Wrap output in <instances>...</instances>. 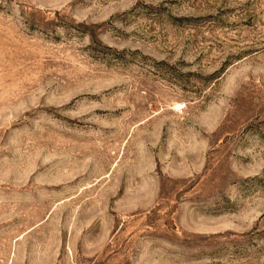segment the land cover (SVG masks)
Segmentation results:
<instances>
[{"label": "rangeland", "instance_id": "1", "mask_svg": "<svg viewBox=\"0 0 264 264\" xmlns=\"http://www.w3.org/2000/svg\"><path fill=\"white\" fill-rule=\"evenodd\" d=\"M0 264H264V0H0Z\"/></svg>", "mask_w": 264, "mask_h": 264}]
</instances>
